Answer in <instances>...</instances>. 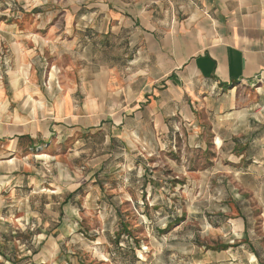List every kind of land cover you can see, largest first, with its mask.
<instances>
[{
  "label": "crops",
  "instance_id": "obj_1",
  "mask_svg": "<svg viewBox=\"0 0 264 264\" xmlns=\"http://www.w3.org/2000/svg\"><path fill=\"white\" fill-rule=\"evenodd\" d=\"M29 12L0 33L22 73L0 84V188L20 202L60 186L52 208L28 211H116L103 180L136 169L200 111L245 90L264 108V0H68L59 15ZM243 140L255 141L235 146ZM5 201L0 211L14 206Z\"/></svg>",
  "mask_w": 264,
  "mask_h": 264
},
{
  "label": "rangeland",
  "instance_id": "obj_2",
  "mask_svg": "<svg viewBox=\"0 0 264 264\" xmlns=\"http://www.w3.org/2000/svg\"><path fill=\"white\" fill-rule=\"evenodd\" d=\"M67 1L0 0V33L36 7L59 15ZM6 54L2 44L0 84L22 74L8 68ZM237 97L229 108L200 111L162 150L138 155L136 169L107 176L102 188L116 195V211H28L52 208L60 185L20 202L0 188V209L4 199L14 204L0 211V264H264V108L251 90ZM245 137L255 140L249 149V139L235 146ZM46 169L53 183L57 174ZM121 223L129 235L116 238Z\"/></svg>",
  "mask_w": 264,
  "mask_h": 264
},
{
  "label": "trees",
  "instance_id": "obj_3",
  "mask_svg": "<svg viewBox=\"0 0 264 264\" xmlns=\"http://www.w3.org/2000/svg\"><path fill=\"white\" fill-rule=\"evenodd\" d=\"M121 232L119 231L118 233H117V236H116V238H119V236L122 234V233H126L127 235H129V231L127 230V228L125 227V225H123L122 223H121ZM245 240H247L246 238H245ZM213 249H218V247H212ZM228 248V246L227 245H222L221 246V248L220 249H227ZM36 253V251H33L32 252V254H35ZM255 254V253H254ZM0 255H1V253H0ZM257 257V256H256ZM22 260V259H21ZM10 264H13V262H11V259H10V261H8Z\"/></svg>",
  "mask_w": 264,
  "mask_h": 264
}]
</instances>
